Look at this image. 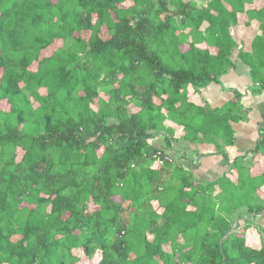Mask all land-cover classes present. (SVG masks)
<instances>
[{
	"label": "trees",
	"instance_id": "obj_1",
	"mask_svg": "<svg viewBox=\"0 0 264 264\" xmlns=\"http://www.w3.org/2000/svg\"><path fill=\"white\" fill-rule=\"evenodd\" d=\"M239 48L263 90L264 0H0V264H264V175L218 194L174 147L233 142L240 94L193 96Z\"/></svg>",
	"mask_w": 264,
	"mask_h": 264
},
{
	"label": "crops",
	"instance_id": "obj_2",
	"mask_svg": "<svg viewBox=\"0 0 264 264\" xmlns=\"http://www.w3.org/2000/svg\"><path fill=\"white\" fill-rule=\"evenodd\" d=\"M231 32L232 35H237L233 27ZM238 34V39H243L241 48L245 49L243 42L249 43V40L244 39L247 37L243 36L246 33L242 30ZM201 46L211 47L207 42ZM241 48L233 52L231 57L233 65L220 77V82H213L200 89L199 97L193 96L195 102L201 105L208 104L212 110H221L234 102L240 94L237 119L229 122L233 130V142L228 143L229 141L225 139L222 141L215 138L213 141L191 143L185 139L180 143L179 148L177 144L176 147L174 146L178 149L182 148L181 154H184L185 158L181 162L191 170L197 181L205 185L224 182L223 186L218 184L215 187V192L218 194L224 192L223 188L238 184L240 177L251 180L264 175V151L259 150L264 140V89L258 91L259 85L255 83V78L251 74L252 69L241 57ZM192 93H194L193 88H191ZM252 198L249 199V203L253 207L263 206L264 186ZM248 207L249 205L246 206L247 209ZM246 208L245 217L239 222L242 225H252L247 232L252 236L249 238L250 243L259 245L262 238L258 228L264 230V209L258 214L248 215Z\"/></svg>",
	"mask_w": 264,
	"mask_h": 264
},
{
	"label": "rangeland",
	"instance_id": "obj_3",
	"mask_svg": "<svg viewBox=\"0 0 264 264\" xmlns=\"http://www.w3.org/2000/svg\"><path fill=\"white\" fill-rule=\"evenodd\" d=\"M247 5H249V4H247ZM162 135V134H161ZM161 135H159L155 140H153L152 141V144L153 145H160V146H162V147H164V146H166L165 144H166V142H165V138H164V136H161ZM176 144L178 145V148L180 147V142H178V143H175L174 144V146L176 147ZM170 154H171V157L172 158H176L175 157V150L174 151H170ZM246 238H252V236H250L249 234H247L246 235ZM260 241V240H259ZM257 242H258V240H257ZM254 244V243H253ZM252 244V245H253ZM99 260H100V257H99V255H97L96 257H94V258H91V259H85L83 262H81V263H78V264H98L99 263Z\"/></svg>",
	"mask_w": 264,
	"mask_h": 264
}]
</instances>
